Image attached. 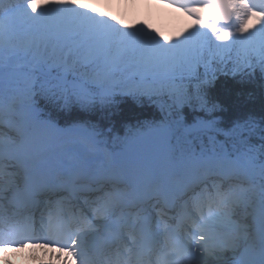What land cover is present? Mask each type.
<instances>
[{
	"label": "snow or ice",
	"instance_id": "1",
	"mask_svg": "<svg viewBox=\"0 0 264 264\" xmlns=\"http://www.w3.org/2000/svg\"><path fill=\"white\" fill-rule=\"evenodd\" d=\"M171 3L211 35L121 28L82 0H0V246L23 247L33 209L71 190L46 239L78 264H113L105 245L129 238L115 264H264V116L225 123L210 96L220 65L264 79V0ZM129 101L156 114L118 120Z\"/></svg>",
	"mask_w": 264,
	"mask_h": 264
},
{
	"label": "trees",
	"instance_id": "2",
	"mask_svg": "<svg viewBox=\"0 0 264 264\" xmlns=\"http://www.w3.org/2000/svg\"><path fill=\"white\" fill-rule=\"evenodd\" d=\"M215 73V87L211 89L210 96L224 107V111L216 113L219 118L227 123L237 117L253 116L260 120L264 116V79L260 77L258 70L253 76H248L246 72H238L233 76V66L228 64L215 68ZM121 108L118 120L125 119L132 124L137 119H151L157 111L147 104L137 107L130 101L121 105Z\"/></svg>",
	"mask_w": 264,
	"mask_h": 264
},
{
	"label": "rangeland",
	"instance_id": "3",
	"mask_svg": "<svg viewBox=\"0 0 264 264\" xmlns=\"http://www.w3.org/2000/svg\"><path fill=\"white\" fill-rule=\"evenodd\" d=\"M91 3L96 7L97 0H91ZM112 3L113 2H111V5ZM129 4H130L129 5L130 12H128L127 6H125V3H124L122 7L120 8V11L122 12H119L117 17H111L112 21H121L122 22L121 24H125L126 21L128 20V23L130 24L132 20L133 26L137 27L138 22L136 21V17L139 15V11L138 9H136L137 12H136V17H135V7H136V4H140L145 14V20H144V23L142 24V27H144L145 31L151 32L152 29H155L156 27L155 32L160 33L161 36L164 37L166 35H169L177 39L182 34H186L187 31H193L196 28H198L196 23L190 20L186 14L177 16V19H173V17H170L167 19L166 11H162L161 9H159L160 13L157 14L155 8L149 3L144 2V0H130ZM132 7H133V10H132ZM108 10H110V8H108ZM177 24L178 25L183 24V28L181 31H177ZM249 24L250 23H248V25ZM117 26L121 27L120 23ZM121 28H127V26H123ZM165 30H167V32ZM116 75L118 79L121 78L120 73H117ZM125 75H127V73H125Z\"/></svg>",
	"mask_w": 264,
	"mask_h": 264
},
{
	"label": "bare ground",
	"instance_id": "4",
	"mask_svg": "<svg viewBox=\"0 0 264 264\" xmlns=\"http://www.w3.org/2000/svg\"><path fill=\"white\" fill-rule=\"evenodd\" d=\"M82 2L83 3H85V0H82ZM165 37H167L168 38V36H165ZM169 38H171V39H176V38H174V37H172V36H170ZM122 129V127H120V125H117V129H116V131H118V130H121Z\"/></svg>",
	"mask_w": 264,
	"mask_h": 264
}]
</instances>
